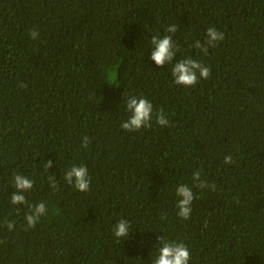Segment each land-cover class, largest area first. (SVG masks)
<instances>
[{
  "label": "trees",
  "instance_id": "16d2710c",
  "mask_svg": "<svg viewBox=\"0 0 264 264\" xmlns=\"http://www.w3.org/2000/svg\"><path fill=\"white\" fill-rule=\"evenodd\" d=\"M209 27L224 39L205 54ZM169 34L172 63L191 57L209 79L176 85L155 65L151 37ZM130 96L152 103L150 128H121ZM74 165L86 192L63 178ZM16 174L33 181L27 204L10 202ZM121 219L129 237L114 235ZM158 237L184 243L189 264H264V0H0V264H152Z\"/></svg>",
  "mask_w": 264,
  "mask_h": 264
},
{
  "label": "clouds",
  "instance_id": "9594fccd",
  "mask_svg": "<svg viewBox=\"0 0 264 264\" xmlns=\"http://www.w3.org/2000/svg\"><path fill=\"white\" fill-rule=\"evenodd\" d=\"M168 33H175L177 28L175 25H170L167 30ZM32 39H37L39 33L36 30H31L29 33ZM224 39V34L218 31L215 27H209L206 30L205 39L203 43L196 41L195 47L201 49L207 54L208 49L216 47L220 41ZM151 45L153 51L151 52L150 59L154 61L156 66L162 67L165 64H172L171 74L176 85H183L185 87H192L198 83V79H209L211 76V69L206 67L203 63L188 57L180 59L175 64L172 63L173 58L178 51L177 46L173 42L171 34L163 37L152 36ZM199 74V77L198 75ZM126 103V110L128 118L121 123V128L128 132H133L144 128H150L153 120V105L143 97L130 96ZM155 123L160 126L169 124L165 115L160 112L155 116ZM90 140L87 136L84 137L81 147L87 148ZM225 165L233 163L231 155H226L224 158ZM53 162L48 160L43 163V167L47 170L52 167ZM64 180L67 184L72 185L80 192L89 190L90 178L86 166H72L64 175ZM193 184L203 189L209 187L214 190L215 185H208L206 181L201 180L199 171L193 174ZM15 191L10 197V202L13 205L27 204L24 192L33 188V181L23 175L16 174L13 177ZM50 187L53 191L57 190V181L53 176H49ZM177 196V215L187 220L192 212L191 204L194 200V193L192 189L185 184H180L176 188ZM28 213L25 214L26 227L28 229L35 228L42 216L47 214V208L44 202L35 205H28ZM6 227L9 230L14 228V222H7ZM130 225L127 220L121 219L114 227V235L117 238L129 237ZM157 256L152 260V264H189L190 252L186 245L182 242H169L164 237H158Z\"/></svg>",
  "mask_w": 264,
  "mask_h": 264
}]
</instances>
